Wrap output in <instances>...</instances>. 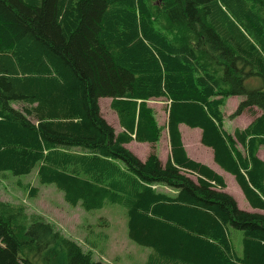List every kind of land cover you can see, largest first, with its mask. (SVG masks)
I'll list each match as a JSON object with an SVG mask.
<instances>
[{
    "label": "trees",
    "instance_id": "16d2710c",
    "mask_svg": "<svg viewBox=\"0 0 264 264\" xmlns=\"http://www.w3.org/2000/svg\"><path fill=\"white\" fill-rule=\"evenodd\" d=\"M238 95L231 116L254 118L229 132L222 107ZM151 100L167 102L165 123ZM181 124L202 129L264 210V0H0V175L37 168L72 206L122 204L130 238L153 249L146 264H264V213L242 209L225 177L189 156ZM165 130L166 162L128 146ZM0 264L105 263L0 199Z\"/></svg>",
    "mask_w": 264,
    "mask_h": 264
},
{
    "label": "rangeland",
    "instance_id": "374dc122",
    "mask_svg": "<svg viewBox=\"0 0 264 264\" xmlns=\"http://www.w3.org/2000/svg\"><path fill=\"white\" fill-rule=\"evenodd\" d=\"M243 99L244 96L241 95L232 96L222 107L225 114L224 125L229 132L246 126V121L254 118L252 112L248 110L237 117L231 116ZM108 100L109 98L106 97L101 98L100 103L105 115L110 117L114 115V111L109 106ZM150 104L156 109L159 122L165 123L167 121L166 102L153 100ZM108 119L115 123L114 120ZM181 129L187 149L189 148L195 157L223 174L227 182L226 190L237 199L239 206L250 211H260L253 209L246 200L234 175L213 160V150L201 143V129L185 124L181 125ZM155 144L158 154L166 156L168 151L166 131L161 140ZM153 146L150 142L133 141L129 144V147L141 159L146 158ZM163 148L164 151H162ZM259 155L264 159L263 148ZM33 186L38 188L36 195L30 193ZM162 189L169 191L165 187ZM0 199L23 205L28 216L33 214L43 216L45 220L54 223L66 236L80 242L86 250H92L95 259L103 260L106 264H146L149 255L153 252L151 247L139 244L130 238L126 208L122 204L108 202L104 207L93 210H86L81 204L72 206L65 200L64 192L55 183L40 182L37 177V168L25 175L12 173L5 177L0 175ZM234 231L238 234L236 242L241 248L242 231Z\"/></svg>",
    "mask_w": 264,
    "mask_h": 264
},
{
    "label": "crops",
    "instance_id": "0c3cea01",
    "mask_svg": "<svg viewBox=\"0 0 264 264\" xmlns=\"http://www.w3.org/2000/svg\"><path fill=\"white\" fill-rule=\"evenodd\" d=\"M101 100V99H100ZM108 103H109V106L111 107V102H112V99L111 98H109V100L107 101ZM100 105H101V103H100ZM101 109H102V106H101ZM112 109V108H111ZM113 110V109H112ZM114 112V115H111L110 117H108L107 115H106V117H107V119L108 118H110V119H112V120H114L115 121V123H113V122H111V121H109V119H108V121L117 129V131H119V129L120 130H122V127H121V125H120V121H119V117H118V114L116 113V111L115 110H113ZM253 119H249L248 121H246V124L248 125L251 121H252ZM182 125V124H181ZM181 125H180V130H181V132H182V137H183V142H184V145H185V147H186V150H187V152H188V154H189V156L191 157V158H193V159H195V160H197V161H199V162H202V163H204V164H207L208 166H210L208 163H206L205 161H203V160H201V159H198L197 157H195L194 156V154L191 152V150L188 148L187 149V146H186V144H185V141H184V134H183V131H182V129H181ZM186 125V124H185ZM246 125V126H247ZM225 127V126H224ZM196 128H199V127H196ZM226 128V127H225ZM201 129V128H200ZM166 132H167V135H168V151H167V153H166V156H164V155H159L160 156V158L163 160V161H166L167 159H168V156H169V154H170V152H171V146H170V139H169V134H168V131L167 130H165ZM164 131V132H165ZM164 132H163V134H164ZM163 134H162V136H163ZM201 137H202V129H201ZM162 138V137H161ZM133 142V141H132ZM202 143V142H201ZM130 144V143H129ZM129 144H128V146H129ZM203 144V143H202ZM204 145V144H203ZM206 146V145H205ZM155 147H156V144H154V146L149 150V152H148V154L151 152V150H154L155 149ZM208 147V146H207ZM130 148V147H129ZM209 148H211V147H209ZM263 149H264V147H262ZM262 148L259 150V153H260V151L262 150ZM131 149V148H130ZM203 149V148H202ZM212 149V148H211ZM132 150V149H131ZM156 150V149H155ZM213 150V149H212ZM133 151V150H132ZM162 151H164V148H163V150ZM191 152V153H190ZM158 153V152H157ZM258 153V154H259ZM148 154H147V156H148ZM260 156V155H259ZM261 157V156H260ZM262 158V157H261ZM263 159V158H262ZM213 160H214V150H213ZM211 167V166H210ZM211 168H213V166L211 167ZM214 169V168H213ZM214 170H216L217 172H219L217 169H214ZM256 210V209H255ZM257 210H260V209H257ZM259 212H263L264 213V210H260Z\"/></svg>",
    "mask_w": 264,
    "mask_h": 264
}]
</instances>
